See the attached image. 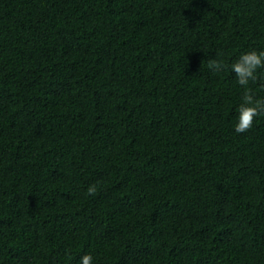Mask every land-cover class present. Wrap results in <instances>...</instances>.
I'll use <instances>...</instances> for the list:
<instances>
[{"label":"trees","instance_id":"trees-1","mask_svg":"<svg viewBox=\"0 0 264 264\" xmlns=\"http://www.w3.org/2000/svg\"><path fill=\"white\" fill-rule=\"evenodd\" d=\"M250 51L264 0H0V264H264Z\"/></svg>","mask_w":264,"mask_h":264},{"label":"clouds","instance_id":"clouds-1","mask_svg":"<svg viewBox=\"0 0 264 264\" xmlns=\"http://www.w3.org/2000/svg\"><path fill=\"white\" fill-rule=\"evenodd\" d=\"M208 67L210 70L218 72L225 66L212 59L208 61ZM260 69H264V51L244 53L231 65L236 82L244 89L234 129L237 134L248 132L252 128L255 118L264 114V99L257 98L249 88L250 82L257 80V73ZM89 192H94V189L90 188ZM91 259V256H84L82 264H90Z\"/></svg>","mask_w":264,"mask_h":264}]
</instances>
